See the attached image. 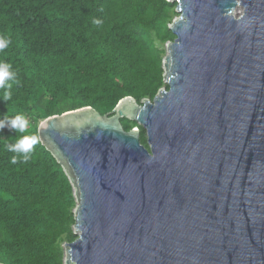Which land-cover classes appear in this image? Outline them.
I'll return each mask as SVG.
<instances>
[{"label": "water", "instance_id": "95a60500", "mask_svg": "<svg viewBox=\"0 0 264 264\" xmlns=\"http://www.w3.org/2000/svg\"><path fill=\"white\" fill-rule=\"evenodd\" d=\"M167 1L168 90L38 125L75 191L64 264H264V0Z\"/></svg>", "mask_w": 264, "mask_h": 264}, {"label": "trees", "instance_id": "16d2710c", "mask_svg": "<svg viewBox=\"0 0 264 264\" xmlns=\"http://www.w3.org/2000/svg\"><path fill=\"white\" fill-rule=\"evenodd\" d=\"M178 17L167 0H0V36L10 40L0 62L19 80L12 99L0 100V117L28 121L24 133L0 131V264H64L63 247L78 238L75 191L39 141L38 125L86 107L110 115L123 98L141 106L168 90L163 60ZM120 124L138 129L149 151L141 126ZM24 135L38 138L26 163L6 150Z\"/></svg>", "mask_w": 264, "mask_h": 264}, {"label": "clouds", "instance_id": "9594fccd", "mask_svg": "<svg viewBox=\"0 0 264 264\" xmlns=\"http://www.w3.org/2000/svg\"><path fill=\"white\" fill-rule=\"evenodd\" d=\"M93 23L100 25L102 21L100 19H94ZM10 44V40L0 36V52H3ZM14 84H19L17 79V73L11 70L9 63L0 62V100L5 104L12 99V88ZM28 125L27 119L23 115H15L10 117L7 112L0 117V131L5 128L9 130H15L17 133H24ZM38 143L36 136L24 135L15 143H9L6 145V150L22 156L23 162H27L30 159V153L33 151L34 146ZM12 164L18 162V157L13 156L10 158Z\"/></svg>", "mask_w": 264, "mask_h": 264}, {"label": "rangeland", "instance_id": "374dc122", "mask_svg": "<svg viewBox=\"0 0 264 264\" xmlns=\"http://www.w3.org/2000/svg\"><path fill=\"white\" fill-rule=\"evenodd\" d=\"M242 12H243V8H237V10L235 11V13L233 14L234 16H239V15H241L242 14ZM177 19V18H176ZM175 19V20H176ZM166 50V49H165ZM167 54V53H166ZM164 60H163V69H164ZM140 126V125H139ZM64 248V251H65V246L63 247ZM65 259H66V252H65Z\"/></svg>", "mask_w": 264, "mask_h": 264}]
</instances>
